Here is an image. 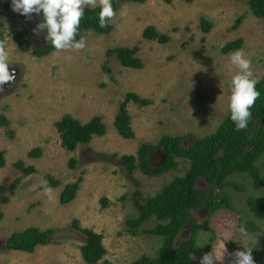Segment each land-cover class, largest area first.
Here are the masks:
<instances>
[{
    "label": "rangeland",
    "instance_id": "1",
    "mask_svg": "<svg viewBox=\"0 0 264 264\" xmlns=\"http://www.w3.org/2000/svg\"><path fill=\"white\" fill-rule=\"evenodd\" d=\"M68 0H0V24L5 48L0 53V116L8 125L0 126V150L5 166L0 168V264H85L79 247L81 232L72 227L77 221L82 229L102 236L106 254L98 264H130L142 255L153 257L161 244L156 236L128 232L125 221L137 217L131 201L138 182L141 196H154L162 186L188 169L187 160L176 159L177 167L159 177H147L139 170L126 171L120 163L123 155H136L142 143L157 144L162 135L186 136L184 146L216 131L232 109L248 104L251 84L264 75V20L249 11L248 0H145L117 6L107 35L88 31L73 48L64 46L57 32L45 34L40 27V9L44 2ZM107 0H89L93 8ZM9 9L4 11L2 5ZM72 5V4H71ZM71 12L75 7H67ZM238 17L241 24L233 29ZM201 19L211 23L209 32L200 27ZM169 38L161 44L143 38L147 27ZM26 31L31 48L51 43L54 50L37 58L16 47L15 34ZM242 39L239 49L222 54L228 42ZM137 48L141 69L123 68L108 51ZM104 68L109 70L105 72ZM127 93L150 101L141 107L130 102L134 138H121L114 126L119 104ZM70 115L81 124L99 116L105 125L102 137L79 144L74 151L61 145L54 126L62 116ZM187 144V145H186ZM40 148L38 157L28 154ZM73 158L74 168L69 166ZM18 161L35 169L24 177L15 167ZM260 173L264 176L261 163ZM162 151L150 157V166L161 165ZM59 181L55 188H42L43 177ZM81 177L73 201L59 203L63 187ZM20 178L15 190L13 181ZM223 193L230 197L233 210L211 213L199 207L191 212L195 224L208 226L196 234L198 251H203L211 235L212 250L203 254L200 264H251L242 252L261 249L264 222L249 213L246 200L264 194L256 191L246 174H234L225 180ZM236 186H240L239 190ZM197 188H210L202 180ZM3 197L8 198L2 203ZM105 198L106 206L100 199ZM256 223L259 232L243 233V224ZM153 218L140 227L150 229ZM29 227L52 230L51 242L37 246L32 253L6 249L12 233ZM186 228L178 239H189ZM231 243L234 250L229 252ZM260 264V263H258Z\"/></svg>",
    "mask_w": 264,
    "mask_h": 264
},
{
    "label": "trees",
    "instance_id": "2",
    "mask_svg": "<svg viewBox=\"0 0 264 264\" xmlns=\"http://www.w3.org/2000/svg\"><path fill=\"white\" fill-rule=\"evenodd\" d=\"M89 0H68L64 3L44 2L41 4L40 27L48 36L57 32L62 44L68 48L75 47L82 39L83 33L91 31L99 35H107L112 30L111 20L118 5L126 2L142 3L145 0H107L104 4L87 8L85 4ZM191 0H186L189 3ZM72 4V5H71ZM250 13L258 19L264 20V0H248ZM75 8L67 12V7ZM7 11L9 5H2ZM243 17H238L233 25L236 29ZM204 33L209 32L211 23L201 19L200 25ZM264 28V27H263ZM26 31L15 34L16 47L23 53L30 52L32 56L42 58L48 56L54 47L51 43L38 45L32 49L26 39ZM143 38L164 44L169 41L165 35L158 34L153 27L149 26L143 31ZM242 39L228 42L221 48L222 54L233 52L241 46ZM5 48L4 35L0 24V53ZM137 48H117L108 51L107 56H113L124 68L141 69L139 58L136 56ZM105 72L109 70L104 68ZM251 84L250 101L248 104L238 106L229 111L216 131L197 139L196 143L184 146L186 136L162 135L157 144L142 143L136 155H123L120 163L130 174L139 170L147 177H159L162 174L175 170L176 159L187 160L188 169L181 177L173 178L169 183L162 186L154 196L142 197L138 191V182L134 183L135 190L131 201L137 211V217L125 221L128 232L133 236L146 235L156 236L161 239V244L155 256L142 255L130 264H200L203 254L212 250L213 235L208 239L203 251L196 248L195 237L201 228H206L208 222L201 225L195 224L191 212L199 207L209 210L211 213L221 209L233 210L230 197L223 193L228 185L225 180L234 174H246L252 180V188L256 191L264 188V176L260 173L258 161L264 157V75L256 82L248 79ZM133 102L141 107L149 106L147 99H141L136 94L127 93L124 100L119 104L115 115L113 126L117 134L123 139L134 138L131 127V117L127 112V105ZM8 121L0 116V126L6 127ZM60 135L61 145L68 151H74L79 144H87L93 137H102L106 133L105 125L99 116L92 117L88 122L81 124L70 115H64L54 124ZM158 150L162 151L164 161L161 165L151 167L149 157ZM30 157H38L40 148L33 149ZM75 159L69 160V166L74 168ZM5 166L4 153L0 150V168ZM14 167L24 176L35 172L34 167L26 166L18 161ZM264 170V161L261 163ZM20 178L10 185L15 190L20 183ZM202 180L210 188L205 191L197 188L198 181ZM82 178L72 184L63 187L59 194L61 205L73 201L75 193L79 188ZM59 181L50 175L43 177L42 188H55ZM241 190L240 186H236ZM5 192L4 186L0 185V195ZM102 206H106L105 198L100 199ZM2 203H7L8 198L3 197ZM246 206L255 220L264 222V194L248 197ZM153 218L155 225L150 229H142L141 226L148 219ZM72 227L84 236V242L79 247L80 256L85 264H98L106 254L102 245V236L92 230L82 229L77 221ZM188 227L191 237L189 239H178V236ZM256 223L247 221L243 224V233L248 235L259 232ZM52 230L41 231L36 227H29L21 232L12 233L6 240V249L32 253L37 246L48 245L51 240ZM231 252L234 247L231 243L227 245ZM243 256L251 261V264H264V233L261 249H245ZM106 264H113L107 262Z\"/></svg>",
    "mask_w": 264,
    "mask_h": 264
},
{
    "label": "clouds",
    "instance_id": "3",
    "mask_svg": "<svg viewBox=\"0 0 264 264\" xmlns=\"http://www.w3.org/2000/svg\"><path fill=\"white\" fill-rule=\"evenodd\" d=\"M39 19H40V18H39ZM39 23H40V22H39ZM30 47H31V46H30ZM32 49H34V48H32ZM20 52H21V51H20ZM22 53H23V52H22ZM118 63H119V62H118ZM123 68H124V67H123ZM149 159H150V157H149ZM149 163H150V162H149ZM187 229H188V227H187ZM180 235H181V233L179 234V236H180ZM179 236H178V237H179Z\"/></svg>",
    "mask_w": 264,
    "mask_h": 264
},
{
    "label": "flooded vegetation",
    "instance_id": "4",
    "mask_svg": "<svg viewBox=\"0 0 264 264\" xmlns=\"http://www.w3.org/2000/svg\"><path fill=\"white\" fill-rule=\"evenodd\" d=\"M41 30H42V29H41ZM157 152H158V151H157ZM154 155H156V152H155V154H154ZM162 157H163V161H164V159H165V158H164L163 154H162ZM162 163H163V162H162Z\"/></svg>",
    "mask_w": 264,
    "mask_h": 264
},
{
    "label": "water",
    "instance_id": "5",
    "mask_svg": "<svg viewBox=\"0 0 264 264\" xmlns=\"http://www.w3.org/2000/svg\"><path fill=\"white\" fill-rule=\"evenodd\" d=\"M46 34V33H45ZM48 35V34H47ZM149 162H150V159H149Z\"/></svg>",
    "mask_w": 264,
    "mask_h": 264
}]
</instances>
